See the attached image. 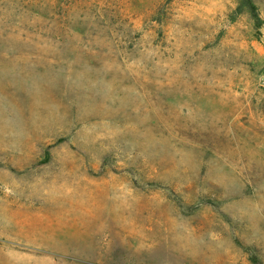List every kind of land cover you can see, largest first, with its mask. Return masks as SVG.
Here are the masks:
<instances>
[{
  "label": "rangeland",
  "instance_id": "obj_1",
  "mask_svg": "<svg viewBox=\"0 0 264 264\" xmlns=\"http://www.w3.org/2000/svg\"><path fill=\"white\" fill-rule=\"evenodd\" d=\"M0 0V264H264V0Z\"/></svg>",
  "mask_w": 264,
  "mask_h": 264
},
{
  "label": "trees",
  "instance_id": "obj_2",
  "mask_svg": "<svg viewBox=\"0 0 264 264\" xmlns=\"http://www.w3.org/2000/svg\"><path fill=\"white\" fill-rule=\"evenodd\" d=\"M242 1H243V3H245L249 7L251 12L253 13L254 18L258 21L259 20V16H258V14L255 11V5L252 2V0H242Z\"/></svg>",
  "mask_w": 264,
  "mask_h": 264
}]
</instances>
